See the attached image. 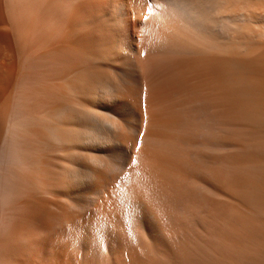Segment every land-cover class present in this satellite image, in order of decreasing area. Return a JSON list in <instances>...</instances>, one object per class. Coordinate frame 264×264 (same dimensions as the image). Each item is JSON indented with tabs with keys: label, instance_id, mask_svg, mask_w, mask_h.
I'll use <instances>...</instances> for the list:
<instances>
[{
	"label": "bare ground",
	"instance_id": "1",
	"mask_svg": "<svg viewBox=\"0 0 264 264\" xmlns=\"http://www.w3.org/2000/svg\"><path fill=\"white\" fill-rule=\"evenodd\" d=\"M96 112L137 113L138 182L77 196ZM0 264H264V0H0Z\"/></svg>",
	"mask_w": 264,
	"mask_h": 264
},
{
	"label": "rangeland",
	"instance_id": "2",
	"mask_svg": "<svg viewBox=\"0 0 264 264\" xmlns=\"http://www.w3.org/2000/svg\"><path fill=\"white\" fill-rule=\"evenodd\" d=\"M96 113H97L96 116H99L98 118L96 117L97 118L96 122L101 123L102 129L100 131H95L96 133L94 132L93 133L94 135L92 134L91 136L90 144L91 142L92 144L90 146L91 148L90 156L92 160L90 159L91 162L89 163V168H88L89 174L87 173L86 180L83 179L81 181V183L79 184L80 186L77 187L78 190L75 189L74 194H76L77 196L81 195L86 197L87 195L88 197L90 194L98 191L99 188L101 189L103 186L105 187L106 184L105 182L109 181L107 183L108 185L106 184V186H109L110 185L109 183H111V180H114V178H116V180L118 179L122 183H125L126 185L128 184L127 186L133 183L136 184L138 182L136 176L133 175L130 177L128 176L129 175L128 164L130 161L129 142L131 140L130 139L131 137L133 138V136L138 134V130H137L138 128L135 124V118L137 113L136 112H96ZM195 167L196 166H186V169L187 171L193 170L195 176L197 175L195 181H198L199 173H197L198 171L196 170ZM96 176L98 179L97 181L95 178ZM100 178L102 179V181L100 180ZM97 185H100L102 187L100 186L97 187ZM74 201H75L74 215H75V220H76L75 222L77 227L83 228L82 231H84L86 235H88L87 237L88 239L90 238L91 241L92 239L94 241L95 239H97L96 241L101 242L102 239H104L102 242L103 244L106 245L107 247L106 251H108L109 245H111L107 238L108 228L105 223H102L100 221L99 222L97 221L95 223L94 218H92L93 217L92 216L93 212L91 209L92 202H90V200L89 201L87 200V202H85L86 206H84V209L82 211L81 205L84 202L80 203V201L78 200H74ZM131 201L132 200L126 197L124 199V203L122 204L124 206L122 207L121 210V214H120L121 217L119 216L118 218V221L120 222L121 225L120 227L121 232L125 234L128 238L130 237L129 239H131L133 242L139 240H146V237L155 238L157 231L154 227V223L152 220L153 218L151 215H149V212L147 211L145 205L143 203L141 204V202L138 200L136 202L133 201L131 202ZM132 215H134V221H132L133 220ZM79 221L81 222L79 223ZM92 222L96 225H93ZM94 226H96L97 228H95ZM77 232L75 233V235L77 234L76 237L79 236V233Z\"/></svg>",
	"mask_w": 264,
	"mask_h": 264
}]
</instances>
